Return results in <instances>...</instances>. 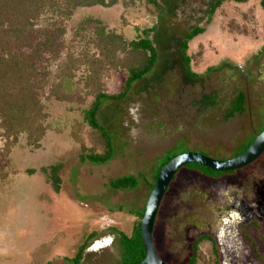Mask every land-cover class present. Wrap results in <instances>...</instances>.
<instances>
[{
    "label": "rangeland",
    "instance_id": "obj_1",
    "mask_svg": "<svg viewBox=\"0 0 264 264\" xmlns=\"http://www.w3.org/2000/svg\"><path fill=\"white\" fill-rule=\"evenodd\" d=\"M131 1L78 8L68 23L94 17L128 41L152 29L158 53L154 69L123 101L104 103L98 115L112 138V160L99 166L79 161L80 147L70 132L81 115L79 106L68 102H45L51 127L40 149L28 147L22 136L4 162L0 137V166L19 172L0 182V264H72L67 259L92 233L79 264H119L118 232L130 234L141 222L137 215L145 209L156 167L167 152L229 160L264 128V0H225L209 24L215 0H159L161 9L145 0ZM194 27L205 32L188 44L190 70L196 75L189 77L180 42ZM124 79V71L111 72L108 93L119 92ZM239 93L244 112L227 118ZM206 97H214L215 106L207 107ZM56 162L64 165L59 194L39 171ZM30 169L36 173L27 175ZM128 175L138 179L135 189L109 187L110 181ZM253 220L260 230L249 226ZM195 233L215 238L220 264L264 262V152L221 179L178 171L155 218L160 259L186 264ZM199 249L205 262L198 264L210 263V245L202 242Z\"/></svg>",
    "mask_w": 264,
    "mask_h": 264
},
{
    "label": "trees",
    "instance_id": "obj_2",
    "mask_svg": "<svg viewBox=\"0 0 264 264\" xmlns=\"http://www.w3.org/2000/svg\"><path fill=\"white\" fill-rule=\"evenodd\" d=\"M145 1L162 8L159 0ZM224 1L215 0L211 4L207 24ZM229 1L239 4L248 2ZM117 2L118 0H0V137L4 141V162H7L12 147L18 145L22 136L28 147L40 149L41 140L51 127L45 105L49 100L79 106L81 121L74 123L70 137L79 144L80 162L99 166L112 160V138L106 127L99 122L98 115L104 103L123 101L133 85L142 81L154 69L158 53L150 39L152 29L143 30L136 38L128 41L121 33L108 28L94 17L83 18L72 26H68V23L78 8H110ZM134 3L132 0L130 5ZM204 32V28L194 27L180 42L184 69L189 77L196 75L190 70L192 57L187 55L188 44ZM120 71L125 72L122 88L117 93L109 94L105 87L106 80L111 72ZM204 104L207 107L215 106L214 97H206ZM243 105L244 95L239 93L226 117L243 114ZM263 130L264 128L257 135ZM255 137L244 144L233 157L241 155ZM177 155L180 154L170 151L165 154L156 167L154 183L159 170ZM63 166L62 162H56L39 169L54 194L61 191L60 172ZM182 169L213 180L233 176L238 172L212 171L196 163L185 165ZM26 172L27 175H32L36 170ZM18 173L0 166V182H6L10 176ZM138 183L136 177L128 175L110 181L109 187L112 190H132ZM153 186L154 184L150 185V189ZM143 214L144 209L137 215L139 220ZM251 224L256 229H261L257 220L251 221L249 226ZM242 235L255 251V244L249 240L250 236L245 232ZM94 236L93 233L88 235L74 257L67 261L79 264ZM192 238L191 253L186 264L205 262L199 249L202 242L210 245L213 255L208 264H220L217 242L213 236L195 233ZM118 243L121 249L119 264H138L145 258L140 222L134 224L130 234L118 232Z\"/></svg>",
    "mask_w": 264,
    "mask_h": 264
},
{
    "label": "water",
    "instance_id": "obj_3",
    "mask_svg": "<svg viewBox=\"0 0 264 264\" xmlns=\"http://www.w3.org/2000/svg\"><path fill=\"white\" fill-rule=\"evenodd\" d=\"M264 152V130L258 134L251 145L239 156L229 160H216L196 152H186L172 158L158 172V176L147 200L140 222L141 241L145 258L138 264H166L163 262L154 243V223L162 198L178 171L185 165L196 163L212 171H238L256 161Z\"/></svg>",
    "mask_w": 264,
    "mask_h": 264
},
{
    "label": "flooded vegetation",
    "instance_id": "obj_4",
    "mask_svg": "<svg viewBox=\"0 0 264 264\" xmlns=\"http://www.w3.org/2000/svg\"><path fill=\"white\" fill-rule=\"evenodd\" d=\"M227 177V176H226ZM200 235V234H199ZM212 236V235H211Z\"/></svg>",
    "mask_w": 264,
    "mask_h": 264
}]
</instances>
